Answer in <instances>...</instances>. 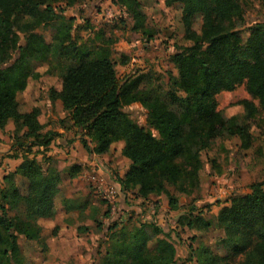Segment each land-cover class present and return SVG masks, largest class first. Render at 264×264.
Here are the masks:
<instances>
[{
    "label": "trees",
    "instance_id": "obj_1",
    "mask_svg": "<svg viewBox=\"0 0 264 264\" xmlns=\"http://www.w3.org/2000/svg\"><path fill=\"white\" fill-rule=\"evenodd\" d=\"M54 1L57 0H0V129L13 123L18 145L28 143L29 147L0 184V264H26L20 239H38L40 229L35 220L53 216L57 203L66 208L72 203L64 197V171L35 155L29 156L32 146L47 147L56 133L43 132L39 108L21 110L19 100L32 75L30 58H43L50 51V44L34 30L54 17ZM119 3L133 16H141L137 10L139 0ZM165 3L180 6L184 37L192 41L171 57L178 71L173 83L184 92L183 96L168 93L173 107L158 97L151 98L140 88L143 74L120 81L109 48L102 47L90 58L81 47L66 41L70 25L58 27L54 38L58 40V51L75 56L78 61L64 70L59 88L50 87L48 98L52 102L59 100L88 153H105L123 141L121 152L130 163L119 178L122 191L135 189V195L142 198L164 193L169 208L177 210L178 199L169 186L185 192V185L198 177L200 150L215 137L226 131L240 139L243 149L253 145L254 137L245 125L238 124L234 117L225 120L221 116L216 95L245 82L248 92L257 100V104L247 99L239 102L247 116L253 117L259 110L264 112V22L251 30L243 45L230 26L241 18L236 0H165ZM39 6L44 7L45 13L27 24L29 32L20 43L13 28L14 13L32 15ZM199 14L201 25L196 30L194 23ZM143 32L146 33L145 29ZM13 52L16 57L12 59ZM133 102L144 106L147 122L157 136L123 110ZM81 169L78 163L68 166L67 179L74 178ZM249 188L248 192L232 197L215 215L216 226L223 230L217 239L221 253L200 239L190 245L189 255L194 256L195 264H264V179L251 183ZM20 205L25 217L15 222L7 209ZM108 211L109 208L104 216ZM94 221L96 229L102 231V223ZM177 223L198 232H206L213 225L211 219L193 210L183 211ZM78 230L84 232L88 228ZM160 233L162 237L158 236ZM105 235L109 243L99 264L177 262L170 234L153 223L144 222L128 229L118 227L115 222ZM192 238L196 240L197 235Z\"/></svg>",
    "mask_w": 264,
    "mask_h": 264
},
{
    "label": "rangeland",
    "instance_id": "obj_2",
    "mask_svg": "<svg viewBox=\"0 0 264 264\" xmlns=\"http://www.w3.org/2000/svg\"><path fill=\"white\" fill-rule=\"evenodd\" d=\"M118 1L122 2L54 1V17L45 22L46 25H40L34 30L50 44V51L43 58H30L32 75L28 78L24 91L19 94L21 110L38 107L39 121L44 125L43 132L51 131L56 135L45 148L32 146L29 156L35 155L38 160L64 171V181L67 180L65 169L71 164L80 163L82 171L68 187L72 196L71 207L66 208L62 203H57L53 216L38 217L35 220V225L40 229L38 239H20L26 264H99L108 247V234L104 236V233L110 225L118 222V227L131 229L140 223L153 221L163 227L164 233L170 234V240L176 248V264H195L194 256L189 255V252L185 255V250L191 251L190 245L194 246L198 239L221 253L217 239L223 235V230L216 226L215 218L218 209L229 203L235 195L248 192L251 183L264 179V112L259 110L255 116H247L239 102L247 99L257 104V100L248 92L245 82L232 91H220L216 95L217 110L225 120L234 117L238 124L247 127L254 137L252 147L243 149L240 147V139L230 136L226 131L215 137L207 147L200 150L198 177L185 185V192L169 186L170 192L177 196L180 204L177 210L164 208L158 202L153 207L154 198L146 202L135 195V189L126 192L121 190L119 174L126 168L122 152L120 153L123 141L115 143L107 156L88 153L82 148L80 133L72 126L67 112L61 104L48 98L50 87L59 88L64 70L78 61L75 56L58 51V40L54 38L58 27L70 25L72 28L66 41L81 47L89 53L90 58H94L102 47L109 48L120 81L145 75L140 88L147 91L151 98L158 97L169 104L168 93L184 95L173 83L178 77V71L171 61L174 53L192 44L191 40L184 37L180 6L167 5L165 0H139L141 4L137 10L139 9L141 16L135 17ZM236 1L241 8V18L235 19L230 26L237 31L244 45L251 30L258 23L264 22V0ZM44 11V7L39 6L32 15L21 11L14 13L13 28L20 43H23L29 32L27 24L44 14ZM134 25L137 27L134 28ZM200 25L199 14L194 29L199 30ZM144 29L146 33L143 32ZM14 57L15 52L12 53V59ZM169 106L173 107L171 104ZM123 110L157 136V131L147 122L146 109L140 102L125 105ZM14 132L11 122L0 129V184L3 176L20 163L23 153L29 148L28 143L23 147L18 145ZM78 148L86 151L82 157L78 156ZM93 157L97 160L94 161ZM98 168L100 172L97 173ZM88 173L98 175L103 179L104 186L111 185L116 190L113 204L102 197L103 189L88 179ZM77 203L84 205L83 208H76ZM140 206L142 207L138 209ZM193 206L196 208L192 209ZM108 208V214L104 216ZM7 210L15 222L25 217L21 205L8 207ZM186 210H193L194 213L211 219L213 225L206 232L182 228L177 219ZM94 219L102 223V231L96 229ZM77 224L92 230L81 232L76 229ZM194 235H197L196 240L192 238ZM158 236L162 237V234Z\"/></svg>",
    "mask_w": 264,
    "mask_h": 264
},
{
    "label": "crops",
    "instance_id": "obj_3",
    "mask_svg": "<svg viewBox=\"0 0 264 264\" xmlns=\"http://www.w3.org/2000/svg\"><path fill=\"white\" fill-rule=\"evenodd\" d=\"M55 102H58L59 104H60V102H59V100L58 101H55ZM83 148V147H82ZM82 148H78V156H83L84 154H85V152L86 151H84ZM107 153H109V151H107V152H105V153H102V155L101 156H107ZM120 153H121V150H120ZM95 154V153H94ZM96 155V154H95ZM98 155H100V154H98ZM123 156V155H122ZM93 160L94 161H96L97 160V158L96 157H93ZM123 160H124V164L126 165V168L124 169V171H122V172H120V174H119V176L121 177V176H123V174L126 172V170L128 169V166H129V163H130V161H129V159L128 158H126L125 156H123ZM78 164H80V163H78ZM82 171V170H81ZM98 172H100V168H98L97 169V173ZM92 173H94L93 171H92ZM87 174V173H86ZM88 175H89V178L88 179H90V180H92V182H93V184H95V185H97V187L98 188H103L104 187V181H102L103 179H101L98 175L97 176H95V175H92V174H89L88 173ZM75 178V177H74ZM74 178H68L66 181H63V186H64V197H67V198H72V196H71V193H70V189L68 188L69 186H70V184H71V181L74 179ZM108 180H110V179H108ZM75 182H79V181H75ZM152 198H154L153 200L155 201V204L153 205V207H155V206H157V202L158 203H161V206L162 207H164V208H168L169 209V205H168V199H167V196L164 194V193H161V194H149L146 198H143V200H145L146 202H148L150 199H152ZM72 200V199H71ZM122 200V199H121ZM120 200V201H121ZM121 203H122V201H121ZM120 203V204H121ZM119 204V205H120ZM77 205H80V206H84V205H81V204H78L77 203ZM152 205H148V207H152ZM178 205H180L179 203H178ZM65 206V205H64ZM124 206H126L127 208H128V206L127 205H125L124 204ZM66 207V206H65ZM142 206H140V207H138V209L139 208H141ZM76 208H78V209H82L83 207H79V206H77ZM220 209V208H219ZM218 209V210H219ZM123 210H126V208H123ZM218 212V211H217ZM182 213V212H181ZM180 213V214H181ZM153 223L155 224V225H157V226H159V224L158 223H155V221H153ZM78 226L76 227V229H78V227H82V226H79V224H77ZM161 229L163 228L162 226H159ZM88 230H92L91 228L90 229H88ZM162 231H163V229H162ZM164 232V231H163ZM188 252L190 253V251H188V249H186L185 250V255L186 254H188ZM180 262V261H179Z\"/></svg>",
    "mask_w": 264,
    "mask_h": 264
},
{
    "label": "built area",
    "instance_id": "obj_4",
    "mask_svg": "<svg viewBox=\"0 0 264 264\" xmlns=\"http://www.w3.org/2000/svg\"><path fill=\"white\" fill-rule=\"evenodd\" d=\"M102 191V197L109 203L113 204L116 197V190L111 185L104 186Z\"/></svg>",
    "mask_w": 264,
    "mask_h": 264
}]
</instances>
